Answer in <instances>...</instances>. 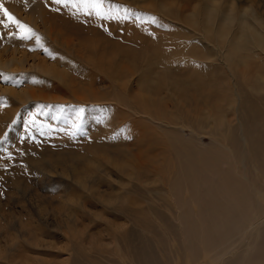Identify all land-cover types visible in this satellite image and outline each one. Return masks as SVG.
Listing matches in <instances>:
<instances>
[{"label": "rangeland", "instance_id": "1", "mask_svg": "<svg viewBox=\"0 0 264 264\" xmlns=\"http://www.w3.org/2000/svg\"><path fill=\"white\" fill-rule=\"evenodd\" d=\"M2 2L42 37L43 47L35 38L10 37L14 25L0 26V264H27L34 257L37 264H146L151 255L156 264L177 257L183 264L186 252L167 200L186 177V153L217 154L236 180L245 155L249 167L253 154L264 160V90L250 87L264 74V45L223 62L236 47L225 43L234 29L239 42L243 35L236 29L254 16L264 32V0H108L141 17L120 21L72 15L52 0ZM232 14L243 20L233 19L231 31ZM0 19H6L2 10ZM164 76L163 82L172 78L179 85H172L171 94L157 85ZM235 104L252 151L246 150ZM81 107L82 127L73 136ZM148 111L173 123L183 116L187 125L167 127ZM206 112H227L228 127L203 128ZM199 126L205 130L198 132ZM106 161L128 168L117 171ZM89 163L98 167L92 173ZM204 195L201 204L208 202ZM134 219L146 227V236L128 235ZM235 241L239 246L240 238ZM78 246L118 255L94 254L91 263ZM243 264H264L262 232Z\"/></svg>", "mask_w": 264, "mask_h": 264}, {"label": "bare ground", "instance_id": "2", "mask_svg": "<svg viewBox=\"0 0 264 264\" xmlns=\"http://www.w3.org/2000/svg\"><path fill=\"white\" fill-rule=\"evenodd\" d=\"M214 11H218V10L214 8L213 12ZM216 13L214 12L213 14H216ZM221 13L223 15V12ZM235 15H237V12ZM235 15L232 14L231 16V25H230L231 31L233 28H236V27H232L233 19H237L239 21L243 20L242 15H238L237 17ZM258 19L259 18L253 16L251 19L252 23L247 24V26L242 25L243 27L239 26L241 29H236L239 31L241 30V32H238V33H241L243 35V39L239 42H238L239 36L235 35V32H236L235 29L233 30V36L231 38H229V35H228L230 33L225 34V36L227 35L226 38L227 39L229 38V40H226L225 42L226 44H228V47L229 45L232 46L233 43H235L236 47L233 50L232 55L230 57L227 56L228 59L224 60L223 62H227L228 64L229 62L231 63V60L237 61L236 60L237 56L239 55V53L240 55L242 54L243 49H252L253 47H258V46L261 48L263 47L264 32L261 30V27L260 28L257 27L258 25L256 21ZM27 20H30V19H27ZM227 32H229V28ZM165 42H168V41H165ZM93 49L94 48L92 47L90 51L92 52ZM117 57L118 56L115 57L116 60H118ZM234 68L236 69L235 66ZM165 77L166 76H164L163 77L164 79H162V81L159 82L157 85L161 88L164 86V89L166 88V91L170 92L171 94L172 85L174 86V89L178 87L179 85L176 82V80H172V78L168 79L166 82H163L165 81ZM161 78L162 76L158 79L160 80ZM255 79L256 80L254 81V83L250 85V87L253 89L252 91L264 90V74L261 76H258L257 78L255 77ZM237 84L235 86H237ZM157 85L156 87H158ZM233 108L234 110H236V113H238L239 115L238 116V119L240 121L239 130L241 131V135L243 137L246 150L247 152L249 150L252 151L253 144L250 143L247 137V134L245 132L246 125L240 115V111H241L240 107L235 104ZM148 112L150 113L149 117L152 120H154L156 123L159 122L162 125H166L167 127L171 128L172 127L171 125H173L174 123L177 125L179 123L182 126L187 125L186 121H184L185 118L183 116L179 118L180 119L179 121H176L173 123L172 121L168 120L165 117H161L160 115L156 116L157 113L154 114L150 111ZM227 115H228L227 112L226 114L224 113L220 114L219 112L217 113L206 112L205 114L206 119H204L206 123L203 120L200 124L205 123L203 127L205 129L212 127L213 124L217 126L218 128L222 129L224 126L228 127L229 120L227 119ZM205 129H202L199 126L197 128V131L203 132V130ZM247 131L250 132V130H247ZM215 142L219 145V147H222V149H229V150L231 149L230 147L226 146L221 140H217ZM192 147L191 149H194ZM254 150L256 152L257 149L255 148ZM211 153L212 152H202L198 150L192 151V152L189 151L188 153H186V155L184 156L185 162L184 160L181 162V164L184 165L185 163L186 165L185 167L186 177L183 178V180L179 178L177 182L178 183L177 189L179 190V192L177 191L178 192L177 195H175L176 194L175 193L172 196H170V198L167 200L170 202V206L168 207L167 210L169 211V214L172 216V219L175 220L179 225L178 230H180V234H181L180 240L182 241L184 245L183 247L185 248V252H186L185 254L186 259L183 264H243L249 258L250 253H252V248L255 245L256 239L260 238L261 232L264 236V177H263L264 169L263 168L260 169V166L258 165V163L261 160H262L261 165H264V160L259 159V157L256 158L255 155L253 154L254 158L251 161L252 167H249V163L247 162L246 155H245L242 161L244 163V167H241V168L238 167L236 170L237 171L236 175L238 173L240 179L236 180V177L235 178L233 177V171H231L229 167L223 170L224 168L222 166L223 159L221 157L219 158L217 154L213 153L215 155L213 156V154ZM106 162H108V164L112 166L113 168H115L117 171H122L128 168L127 164H120L119 161L117 162L106 161ZM73 167H74V164H73ZM95 168H98V167H96L94 164L90 165L89 163L88 169L87 168L86 169L91 172V170ZM77 169H79V167ZM253 170L256 175L253 176L252 178L250 176V172L252 174ZM79 173L80 171L77 173L78 176L77 174L76 176L82 179L85 175H83L84 173H81L83 177L82 176L80 177ZM125 174H128L130 176L129 178H126L129 182H131L132 179H134L133 174L131 172L125 173ZM259 177L262 178L263 180V182L261 181L262 184L260 183L261 186L258 184V181L260 179ZM83 180L84 179L80 181L79 179L80 183ZM139 180L140 179H138V181ZM215 180L217 181L219 186L214 183ZM83 182L85 184V181ZM183 184L188 186V190L184 191L182 189ZM124 189L126 190V187H124ZM166 192L167 193L165 194H167L168 196L170 193H172V191L170 192V189H167ZM203 194H205L204 196L207 195L209 198H211L210 200L208 198L207 204H204L206 201L202 204L200 203L202 201L201 200L202 198L199 199V197L202 196ZM245 197L247 198V200L245 199ZM203 206L205 207L207 211L202 210ZM182 207H186V209H183ZM182 210H183L184 215L181 214ZM186 214H189L190 216H192V218L187 219V221L185 222L184 216ZM133 225H134L133 229L130 230L131 232H129L128 235H130L133 232L134 233L138 232L139 234L146 236L145 234L146 227L143 224L139 223V221L134 219ZM115 232H117L116 229H115ZM121 237L117 235L115 236V239H116L117 245H119L120 248L122 249L123 247H122ZM237 238H240L239 246H238V241H235ZM96 240L101 241V239H96ZM170 243L173 244L172 240L170 241ZM180 246L182 247V245ZM80 247L82 248V246H78L79 248L78 250H80L81 252L84 251V253H82L84 254L83 255L84 258H87L88 261L91 263L94 259V256H93L94 254H97L95 255V257L99 256L100 258H105L106 255L101 254V252H108L104 250L103 248H100V246L96 247V249L94 250H92L91 248L87 249L88 248L87 246H85L87 248L84 247L82 249H80ZM168 247H171V246L169 245ZM143 253H144V250H143ZM110 254L118 255L116 253H110ZM179 254H180V251H179ZM214 254L217 255L216 258L213 257ZM151 256L149 257L150 259L146 258L147 256L146 257L144 256L145 257L144 261L146 260V264L147 263L156 264V262H154L155 260H153L155 256H152V257ZM34 258L28 259L26 263L27 264H37L35 263L36 259ZM122 258H123L122 256H119L120 260H122ZM178 259H179L178 257L173 259V262L171 264H179L180 261ZM122 262H123L122 264H129L128 262H125V261H122ZM133 262L135 264V261ZM63 264H68V262H64Z\"/></svg>", "mask_w": 264, "mask_h": 264}, {"label": "snow or ice", "instance_id": "3", "mask_svg": "<svg viewBox=\"0 0 264 264\" xmlns=\"http://www.w3.org/2000/svg\"><path fill=\"white\" fill-rule=\"evenodd\" d=\"M52 3L56 5H63L65 8H70L72 15L77 14H85L88 16H96L102 20H130L133 16L137 20H141V17L134 12H131L127 7H121L120 5H114L108 0H52ZM0 10H2L4 17L6 19H0V26L7 29L11 25H14L17 29L16 32H9L8 35L10 37H15L20 40H32L35 38L36 45L38 47H43L42 37L28 24L22 22L17 19L15 15H13L7 7L4 6L2 0H0ZM59 11V8L54 9ZM153 23L156 22L155 17H151ZM3 33H0L2 36ZM35 50V49H31ZM45 52H48L49 55H52L51 52L47 48H44ZM76 111L77 122L72 124L71 135L75 136L76 132L79 131L82 127V117L84 114V108L81 107ZM61 131H65V129H61Z\"/></svg>", "mask_w": 264, "mask_h": 264}]
</instances>
